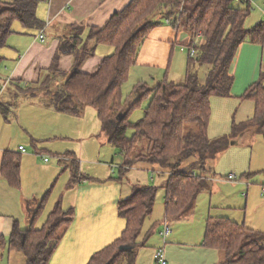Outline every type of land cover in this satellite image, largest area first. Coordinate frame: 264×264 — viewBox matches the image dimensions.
<instances>
[{
  "label": "trees",
  "instance_id": "1",
  "mask_svg": "<svg viewBox=\"0 0 264 264\" xmlns=\"http://www.w3.org/2000/svg\"><path fill=\"white\" fill-rule=\"evenodd\" d=\"M39 1L0 0V48L13 33L15 21L26 27L43 26L37 15ZM252 10L250 3L236 0H132L103 27L92 28L86 39L82 36L83 26L75 25L71 37L61 44L73 53V67L61 71L57 53L47 76L36 83L19 86L16 97L39 100L71 114H80L85 106L94 107L103 130L122 157L118 179H124L138 163L159 167L168 173L161 185L165 189L166 217L181 219L195 208L199 193L208 188L209 179L216 174L214 160L233 139L248 130L264 137V71L241 96L254 102L253 116L234 122L231 136L211 138L208 132L211 98L232 95V65L239 46L246 40L264 43V20L255 27L246 26ZM163 20L190 35L185 79L182 82L162 80L152 86L139 81L125 97L123 85L138 62L141 47L152 29ZM102 43L113 45L115 51L106 55L95 71L83 72V63ZM193 45L196 53L191 56ZM201 67L207 69L204 81L198 69ZM3 95L0 111L6 114L10 104L3 102ZM146 98L148 104L143 116L131 120L132 112ZM76 161L72 157L70 162L74 183L80 176ZM2 173L11 184L20 187V156L7 151ZM158 190L153 183L133 185L131 195L121 198L118 205L119 214L127 220L126 229L115 242L95 253L88 264L136 263L139 238L146 219L153 213ZM44 202L45 198L35 211L30 208V226L20 229L17 225L11 236L10 248L26 254L25 264H50L53 252L75 216L74 208L64 209L59 201L43 226L37 228ZM204 243L221 253L217 264H264V231L244 223L210 216ZM123 244L135 247L120 250Z\"/></svg>",
  "mask_w": 264,
  "mask_h": 264
},
{
  "label": "crops",
  "instance_id": "2",
  "mask_svg": "<svg viewBox=\"0 0 264 264\" xmlns=\"http://www.w3.org/2000/svg\"><path fill=\"white\" fill-rule=\"evenodd\" d=\"M131 1L40 0L37 15L43 26L26 27L21 22L15 21L12 25L13 33L7 39V43L0 48V82H9L8 89L3 95V102L10 104L8 113L0 111V264L26 263L25 253L10 248L11 236L17 225L20 229H27L30 226V208H34L35 211L43 198H45L44 208L36 221L37 228L42 227L59 201L64 209H75L74 219L62 235L51 256L50 264H88L95 253L115 242L126 229L127 220L119 214L120 199L129 197L136 183H150L147 182V176L143 180L131 177L118 179L116 169L118 168L119 171L120 165L116 166L115 154L106 157V161L85 159L89 151L97 152L100 156L107 148L106 142L111 143L94 107L85 106L80 114H71L56 110L39 100L16 97L19 86L36 83L47 76L57 53H59L58 66L61 71H69L73 67V53L67 51L61 44L63 40L71 37L75 25L83 26L82 36L86 39L92 28L103 27L116 12L122 11ZM165 23L167 22H162L152 29L141 47L137 64L139 60L147 61L144 58L148 53L146 48L150 44L151 37L155 36V40L164 46H168L167 44L173 39L174 31L177 30L168 23L166 26ZM41 32L45 34L44 40L39 37ZM189 39L190 36L183 41L189 43ZM114 51L115 47L111 44H98L95 54L83 63L82 71L86 73L95 71L104 57ZM262 71H264V43L246 40L239 46L232 65L234 74L232 95L229 97L215 95L211 98L212 113L208 127L211 138L231 136L234 122H242L253 116L255 105L252 107L253 112L246 118H236L241 101L247 100L241 96L259 79ZM213 105H217V110L220 111V113L217 111L216 121ZM249 134L253 136L257 133L252 131ZM95 138L100 141H94ZM236 140L237 138L235 143ZM20 145L30 149L32 147V150L28 148L26 152H22L19 150ZM7 151L20 156V187L11 184L2 173L3 158ZM46 153L54 156L52 160H44ZM67 154L70 156H65ZM71 156L77 160L78 175H80L77 176V183L72 180ZM217 159L213 162L216 174L209 179L208 188L199 193L195 208L189 215L195 213L199 197L203 192L213 193L216 181L218 182V173L214 164ZM143 164L147 166L146 171L156 169L162 171L159 167ZM166 180V176L163 177L162 185ZM58 182L61 183L57 190ZM259 185L261 186V182ZM52 191V196L48 199ZM215 213L213 206L209 204L204 212V219L199 224V230L191 231L192 240L188 242L190 250L193 249L195 254L207 257L203 264H217L221 258V253L216 248L208 247L204 243L207 220L210 216L226 217L244 223L250 228L264 231L257 226L247 224L244 219ZM188 216L181 219H187ZM181 219L166 218L162 224H170V220L176 222ZM163 228L162 226V229H159L163 241L161 247L165 248L167 243L176 244L169 245L168 248V258L171 262L173 248L182 245L185 240L176 238L172 232L168 239H165L162 235ZM150 231L147 234L143 227L139 247L148 245L146 241L152 233V230ZM159 245L156 246L157 249L160 248ZM156 247L151 246V250H148L149 261H143L141 264H154L153 252ZM138 252L139 248L135 264H140L137 261ZM194 260L199 261V258L195 257ZM173 262L174 260L172 264Z\"/></svg>",
  "mask_w": 264,
  "mask_h": 264
},
{
  "label": "rangeland",
  "instance_id": "3",
  "mask_svg": "<svg viewBox=\"0 0 264 264\" xmlns=\"http://www.w3.org/2000/svg\"><path fill=\"white\" fill-rule=\"evenodd\" d=\"M256 2L259 4L260 8L255 5L253 6V10L246 20L247 27H252L263 19L264 0H256ZM164 22L165 20H163V23ZM165 25L167 26L168 24L165 23ZM189 36V33L184 29L177 32L174 31V37L167 44L168 46H164L159 41L155 40V36L151 37L149 41L150 44L146 48L148 53L146 54V58H144L147 61L139 60V63L134 66L129 79L123 85V94L125 97L131 94L133 86L139 81L146 82L151 86L162 80L182 82L186 76L189 59L187 51L188 43L183 40L184 38H189ZM182 46L186 47V50H181ZM198 69L201 80L204 81L207 69L205 67ZM5 91L6 90H4L3 93H5ZM147 104L148 98L132 112L130 119L134 121L139 120L143 116ZM253 106L254 102L252 100L241 101L236 118H246L248 114L253 112ZM217 111L220 113L219 109L217 110V105H215L213 112L215 121L218 117ZM252 131L253 130H248L244 132L237 137V143L231 144L227 150L220 153L218 159L214 163L216 164L215 168L218 173V182L216 181L212 194L203 192L200 195L195 213L189 215L187 219L176 220V222L170 220L173 236L176 238L180 237L185 241H183L182 245L173 248L174 253L171 262L168 258V248L169 245L174 246L176 244L167 243V245H165L168 264H172L173 260L174 264H203L205 262L207 257L195 254L193 249L190 250L188 242L192 240L191 231L199 230V224L203 221L204 212L208 209L209 204L213 206V212L215 211L218 214H226L230 217L233 216L234 218L244 219L247 224H252L264 230V196L261 194V186L259 185L264 179V137L260 134L252 136L249 134ZM131 133L132 130L129 131V134ZM103 139H105V137H103ZM94 141L100 140L95 138ZM105 145L107 148L103 150L100 156L97 152L91 153L89 151L85 159H100L106 161V157L115 154V163H117L116 166L118 167L120 163H122V157L116 146L108 142H106ZM28 148L32 150V147L31 149L30 147ZM45 157L52 160L54 156L50 153H46ZM79 158L82 159V157ZM145 168H147L145 164L138 163V165L130 169L126 174V177L139 180H143L147 176V182L153 183L159 187L151 218H147L144 224V232L147 231L146 233L149 234L148 232L152 230V233L146 241L148 245L138 247L139 252L137 261H139L140 264L143 263V261H149L148 250H151V246L156 247L159 244L158 247L163 246L159 229H162V226L164 227L162 223L167 218L165 214V189L161 187V185L163 177L166 176L167 178L168 173L157 169L146 171ZM83 171L81 166V172L83 173ZM116 174L119 175L118 168L116 169ZM231 174L236 175V180L228 179V176ZM60 183L61 182H58L56 185L57 190L59 189ZM246 192L247 195H245ZM52 193L53 191L48 199L51 198ZM141 239L140 236L139 240ZM154 249L153 262L154 264H158L154 259V253L157 247ZM195 257L199 258V261L194 260Z\"/></svg>",
  "mask_w": 264,
  "mask_h": 264
},
{
  "label": "built area",
  "instance_id": "4",
  "mask_svg": "<svg viewBox=\"0 0 264 264\" xmlns=\"http://www.w3.org/2000/svg\"><path fill=\"white\" fill-rule=\"evenodd\" d=\"M236 1H239V2H248L252 5V7L255 5L256 7H259V4L256 2V0H236ZM263 12H264V9H263ZM263 17H264V14H263ZM39 37L44 40L45 38V35L44 33L42 32ZM182 50H185L183 47L181 48ZM196 53V48H195V45H193L191 48H190V55L193 56L195 55ZM9 85V82L8 81H4V82H0V96L2 95L3 91L6 90V88L8 87ZM19 150L22 151V152H26L27 149L24 145H20L19 146ZM45 161H49V158L48 157H45L44 158ZM228 179L229 180H236V175L235 174H231L228 176ZM261 188H262V194L264 196V180L261 182ZM245 195H247V192L245 193ZM172 232V228L170 226L169 223H165L164 224V228L162 230V235L165 239H167V237L171 234ZM154 258L155 260L157 261L158 264H168V261H167V258H166V253H165V248L164 247H160L158 249H156L155 253H154Z\"/></svg>",
  "mask_w": 264,
  "mask_h": 264
},
{
  "label": "water",
  "instance_id": "5",
  "mask_svg": "<svg viewBox=\"0 0 264 264\" xmlns=\"http://www.w3.org/2000/svg\"><path fill=\"white\" fill-rule=\"evenodd\" d=\"M120 118H122L121 117V115H120ZM237 141V140H236ZM231 143L233 144V143H235V139H233L232 141H231ZM135 246L134 245H132V244H123V245H121L119 248H120V250H131V249H133Z\"/></svg>",
  "mask_w": 264,
  "mask_h": 264
}]
</instances>
